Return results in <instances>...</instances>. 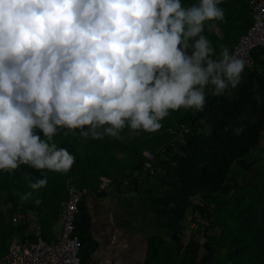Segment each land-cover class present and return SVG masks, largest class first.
<instances>
[{
  "label": "clouds",
  "instance_id": "9594fccd",
  "mask_svg": "<svg viewBox=\"0 0 264 264\" xmlns=\"http://www.w3.org/2000/svg\"><path fill=\"white\" fill-rule=\"evenodd\" d=\"M220 3L0 0V170L66 172L75 157L52 142L58 130L155 132L169 110H203L206 87L235 88L245 61L202 34L225 19Z\"/></svg>",
  "mask_w": 264,
  "mask_h": 264
},
{
  "label": "rangeland",
  "instance_id": "374dc122",
  "mask_svg": "<svg viewBox=\"0 0 264 264\" xmlns=\"http://www.w3.org/2000/svg\"><path fill=\"white\" fill-rule=\"evenodd\" d=\"M249 1L221 0L218 7L224 10L225 19L205 22L202 34L211 41L217 56L222 45L230 49L249 26ZM210 91V87L205 88V99ZM196 111L191 108L169 110L160 121L162 127L159 130L145 132L126 126L118 139L63 136L61 142H55L57 147L67 149L75 157L66 172L36 170L23 164L15 170H0V225L4 218L7 219L6 212L12 206L28 223L30 238L53 240L59 229V214L69 186L86 184L95 187L129 174L137 165L135 150H139L142 144L139 139L151 142L148 145L151 149L176 142L180 138L179 126L186 127L189 118H195ZM178 118H184L183 122L178 123ZM45 176V187L39 190L30 187L32 182ZM227 181L232 186L228 196L205 197L199 207L204 215L194 236L199 250L192 255L193 264H246L241 253L255 245L253 235L262 226L261 216H264V139L256 150L232 163ZM27 193L30 195L25 198ZM1 233L0 226V240L3 239ZM185 254L191 255L188 252L182 255ZM175 258L181 262L182 258L176 253L173 260Z\"/></svg>",
  "mask_w": 264,
  "mask_h": 264
},
{
  "label": "crops",
  "instance_id": "0c3cea01",
  "mask_svg": "<svg viewBox=\"0 0 264 264\" xmlns=\"http://www.w3.org/2000/svg\"><path fill=\"white\" fill-rule=\"evenodd\" d=\"M255 59V68L243 70L235 88L231 87L207 105L206 115L196 127V132L208 139L207 147L216 156L214 163L221 165L219 170L224 168L222 160L230 154L252 152L245 151L248 142L237 141L235 131L240 130L238 138H241L247 128H257L255 122L264 118V59L261 56ZM217 127H221L222 135ZM259 130L253 151L264 139V126ZM210 137L213 141H209ZM176 142L181 143V139ZM174 156L183 157V153L176 147L166 153H156L158 165L153 172L132 174L130 180L118 179L97 185L91 195L84 198L76 216L82 244L80 264H145L146 261L158 264V253L165 245L180 253L188 252L189 257L198 252L194 236L204 215L199 208L204 199L195 188L198 178H193L198 169L185 158L172 163L179 169L177 176L185 178L181 183L185 189L179 194H168L177 182L167 166ZM206 173L209 174L201 173L204 178ZM193 181L194 187H191ZM183 192L189 193L185 203L181 199ZM7 249L6 243L0 245V258Z\"/></svg>",
  "mask_w": 264,
  "mask_h": 264
},
{
  "label": "trees",
  "instance_id": "16d2710c",
  "mask_svg": "<svg viewBox=\"0 0 264 264\" xmlns=\"http://www.w3.org/2000/svg\"><path fill=\"white\" fill-rule=\"evenodd\" d=\"M181 4L183 7H190L193 4H197V0H181ZM249 16H250V7H249ZM249 20H250L249 26L236 38L235 43L231 46L229 51L232 50L233 46L237 43L239 37L243 35L247 31V29L251 26L252 24L251 16L249 17ZM230 88L231 87L226 89L225 92L230 90ZM217 96L218 95H215L213 94L212 91H210L209 95L205 99V105L203 107V110H197L195 114V118H189L186 124V126H188L189 128V132L184 135L181 143L180 142L178 143L170 142V143H166L165 145H162L161 147L154 146V148L151 149L148 146L151 142L150 143L141 142V140L139 139L138 142L142 144L139 150L138 149L135 150L136 157H137L136 159L137 165L134 168H132L129 174L119 178V180L124 181V180L133 179L131 175L134 174L136 171L142 169V166L145 160L142 155L144 151L151 150L158 154V153L169 152L170 150L176 147L182 151L183 157L174 156L171 158V160L169 161L167 165L171 168V172H172L171 174L174 175V178L177 181L175 187L172 190H170V193L168 194H177V193L179 194L180 190L184 188V186L181 183H183V181H186V180H184L185 178L182 179L181 177L177 176L180 173L179 169L174 168L172 166V163H178L180 162L181 158L183 159L185 158V160H188V162L193 166L194 169L196 170L198 169L197 176H194L193 178L194 179L198 178V183L196 184L195 188L198 189L197 191H199L201 198L205 199V197L214 196V195L228 196L232 191V186L227 181V176L229 174L230 167L235 160L242 159L243 157L247 155L248 152H243L242 154H234V155L230 154V156H227L226 158L222 160V164L224 168L219 170L221 165L218 167L217 166L218 164L214 163L215 161H213V159H215L216 156L214 155V152L210 148L207 147L208 139H206L204 136L196 132V127L200 125L201 120H203L204 119L203 117H205L206 115L205 113H206L207 105ZM183 119L184 118H178V123L183 122ZM255 120L257 121L259 119L255 118ZM255 125H258L257 128H253L252 126L251 128H247L246 131H244L241 134V138H238V135L236 136L237 141L248 142V148H246L245 151H249V150L253 151V149L257 146L258 135L260 131L259 128L262 129V127L264 126V118L262 119L260 118L259 123L255 122ZM182 126L183 125L179 126L178 128L179 131H181ZM98 130L102 131L103 129H98ZM216 130L219 134L222 135L221 127H217ZM36 131L39 132V130H36ZM66 135L67 136L68 135L81 136L79 129H75V130L62 129V130H58L57 134L53 137L52 142L54 143L61 142L63 136H66ZM108 137L109 136L105 135L103 139L108 138ZM165 137H167V135ZM41 138L46 139L45 137L42 136V134H41ZM209 141H213V138L210 137ZM134 145L135 147H137V144H134ZM181 163H184V162L182 161ZM157 165H158V161L156 160L154 166L156 167ZM203 172H208L209 174L206 173L205 178H204V176L201 174ZM193 185H194V181L190 186L194 187ZM81 186L87 187L90 190H94L97 187V185L95 187H90L86 184L81 185ZM183 193L184 195L183 196L180 195V196H181L183 203H185L186 199L189 197L188 196L189 193L187 194H185L186 192H183ZM6 213H7L6 214L7 219L3 217L4 216L3 214L2 215V217L4 218L3 224L0 225L1 232H2L1 236L3 237V239L0 240V245L6 243L9 247L10 239L15 234V230L20 231V232L21 231L23 232V230H25L28 233L29 228H28V223L26 222L25 224H23V226H20L22 230H20V228L18 227L13 226L9 222L10 215L14 213H19V211H17L12 206H11V209H8ZM261 221H262V226L260 225L261 227H259L255 231V234L253 235V239L256 241L255 245L241 253V257L244 259L246 264H264V216H261ZM44 240L50 242L48 239H44ZM161 250L162 251L158 253L159 258H160V262L158 264H178L179 263L178 259L176 260L175 258L173 260L174 253L178 254L182 258L180 259L181 264H183V262L185 264L189 262L193 264L192 257H189L187 254H185V256L182 255L184 253H180L177 249H171L170 247L165 245L163 249ZM185 257H188V258H185ZM147 263L148 262L146 261L145 264Z\"/></svg>",
  "mask_w": 264,
  "mask_h": 264
},
{
  "label": "built area",
  "instance_id": "2783aa9c",
  "mask_svg": "<svg viewBox=\"0 0 264 264\" xmlns=\"http://www.w3.org/2000/svg\"><path fill=\"white\" fill-rule=\"evenodd\" d=\"M249 7L252 24L230 51L245 61L243 70L254 69L256 57L264 59V0H250ZM188 132V126L181 128V142ZM142 155L145 160L142 169L134 173L136 176L144 172L151 173L155 169L156 152L144 151ZM88 195H91V190L87 187L69 186L59 214L56 239L50 242L40 238L32 239L27 231L15 230L6 254L0 258V264H80L82 244L76 229V216L79 205ZM9 222L18 228L25 224L20 213L10 215Z\"/></svg>",
  "mask_w": 264,
  "mask_h": 264
}]
</instances>
